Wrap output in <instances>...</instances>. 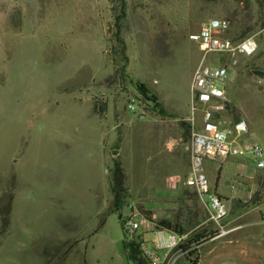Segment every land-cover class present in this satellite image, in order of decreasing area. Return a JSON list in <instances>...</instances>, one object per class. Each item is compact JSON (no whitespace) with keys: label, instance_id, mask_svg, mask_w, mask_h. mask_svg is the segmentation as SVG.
<instances>
[{"label":"rangeland","instance_id":"rangeland-1","mask_svg":"<svg viewBox=\"0 0 264 264\" xmlns=\"http://www.w3.org/2000/svg\"><path fill=\"white\" fill-rule=\"evenodd\" d=\"M123 2L126 15L116 25ZM250 2L248 18L246 0H0V264H130L112 211V165L120 160L125 171L123 218L129 203L145 215L136 148L158 144L163 130L173 146L189 139L190 80L201 51L188 34L212 17L229 21L231 39L243 29L235 19L254 26L243 37L255 35L258 49L228 67L221 125L245 119L243 139L260 141L263 155H236L235 169L222 175L245 184L228 202L226 233L193 189L190 200L166 208L187 237L215 235L200 247L198 264H264V167L256 165L264 160V0ZM148 128L157 130L149 139ZM215 165L204 163L210 183ZM132 235L153 246L152 232Z\"/></svg>","mask_w":264,"mask_h":264},{"label":"built area","instance_id":"built-area-1","mask_svg":"<svg viewBox=\"0 0 264 264\" xmlns=\"http://www.w3.org/2000/svg\"><path fill=\"white\" fill-rule=\"evenodd\" d=\"M229 21L222 17H212L204 21L197 31L190 32L188 38L195 41L201 56L193 69L190 80V113L189 139L186 149L190 156V169L185 184L191 187L201 198L208 213V220L221 227L229 213L228 201L221 198L210 187L204 172V160L226 158L228 155H263V147L256 139H243L248 132V123L241 118L231 128L221 125V118L227 109L228 98L225 86L228 81V67L235 65L241 56H250L258 49L255 35L231 39L226 35ZM264 35V25L259 29ZM209 54L216 57L208 61ZM264 85V79L262 80ZM137 99L130 98L129 109L137 108ZM198 113V114H197ZM200 117V123L195 121ZM257 167H264V160L258 158ZM131 210V211H130ZM134 210V211H132ZM125 214V228L132 235L138 230H148L154 236L153 246L140 244L142 264H175L183 258L181 264H192L185 260L179 248L187 236L156 224L140 211L135 210L133 203L128 204ZM130 264H134L131 263ZM198 264V263H197Z\"/></svg>","mask_w":264,"mask_h":264},{"label":"crops","instance_id":"crops-1","mask_svg":"<svg viewBox=\"0 0 264 264\" xmlns=\"http://www.w3.org/2000/svg\"><path fill=\"white\" fill-rule=\"evenodd\" d=\"M156 132L157 130L148 128V131H146L147 139L151 138L152 133L156 135ZM141 137H144L143 132L139 133V138ZM166 137L168 139H166ZM169 138V133L163 130L162 138L158 144L153 145L150 144L149 141L146 143L139 142L140 146L136 148L137 156L134 155L133 173L138 188L136 193L138 195V200H142L141 203L144 208L152 212V218L156 215H162L165 219H171L173 207L166 208V204L173 205L175 200H184V202L190 200L188 193L192 191V188L185 184V179L190 169V156L186 149L188 137H186L183 143L176 142L174 146ZM236 157L238 156H231L228 157V159L219 157L217 159L207 158L204 160L206 166L216 162L215 167L217 169V175L212 180V183H210V187L214 192L220 195L221 198L228 202L236 197V195L243 193L245 186L244 181L241 179H234L231 183H228L222 176L225 174L226 170L235 169ZM218 162L220 165L217 164ZM224 163H227V166H224ZM243 168L244 161L240 165V169ZM220 169H222V171H220ZM142 189L146 190L145 194L147 195L144 197L140 196L139 193ZM250 193L251 191L249 190L248 184L247 198L250 197ZM161 201H163V209H166L165 211L160 208L162 207L160 206ZM225 225L226 223H223L219 231L226 233L231 229L224 228L226 227Z\"/></svg>","mask_w":264,"mask_h":264},{"label":"trees","instance_id":"trees-1","mask_svg":"<svg viewBox=\"0 0 264 264\" xmlns=\"http://www.w3.org/2000/svg\"><path fill=\"white\" fill-rule=\"evenodd\" d=\"M243 10H248L247 14H245V17L250 18L252 16L251 14V2L250 0H246V5L243 8ZM120 14H117L116 18V25L120 23L121 18H123L126 15V6L125 2H123L120 6ZM246 20V22H241L239 20H234L236 22V29L242 27L241 34L234 37V39H238L244 36L248 31L252 30L254 26L251 25V22L248 23L246 18H243ZM264 23H261V26H263ZM118 35V34H117ZM120 41V40H119ZM121 45V52L124 55V58H127L125 55V46L123 44V41H120ZM111 54L112 51L115 53V47L111 46ZM114 58V57H113ZM140 87V84L137 85ZM141 88L145 89L147 93L148 90H146L144 84L141 85ZM145 93V92H144ZM148 95V94H147ZM151 101L154 104V107H161L162 102L159 100V97L155 93H149V96ZM228 105V104H227ZM188 133V132H187ZM188 135V134H187ZM187 137V136H186ZM112 185L111 190L113 193V210L119 215V221L123 230V238L121 239V246L124 251V255L126 257L127 262H131L134 264H142L144 263V259L141 256V250H140V244L142 242V239L140 235L133 236L131 235L127 229L125 228V218H123L121 213V207L124 199V194L126 193L125 189V171L122 165V162L120 160H114L112 165ZM219 175V173H218ZM141 211H144V214L147 218H150L152 215V212L150 210H145L142 206L140 207ZM158 225H162L166 228L172 229L174 231H177L179 233H183V230L178 228L176 223L171 221L170 219H159L154 221ZM216 234V231L214 232ZM215 235L213 233L211 234H205L202 233H196L191 237H187V239L179 245V248L184 253L183 257L185 260L189 261L192 264H197L199 262V251L200 247L204 245L205 242L211 240Z\"/></svg>","mask_w":264,"mask_h":264}]
</instances>
